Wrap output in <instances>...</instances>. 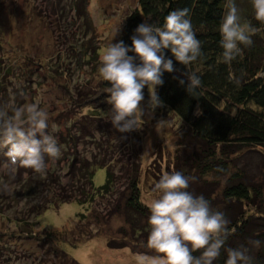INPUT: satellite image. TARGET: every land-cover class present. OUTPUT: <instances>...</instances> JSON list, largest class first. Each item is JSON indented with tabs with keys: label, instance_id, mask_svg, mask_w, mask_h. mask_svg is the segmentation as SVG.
<instances>
[{
	"label": "trees",
	"instance_id": "16d2710c",
	"mask_svg": "<svg viewBox=\"0 0 264 264\" xmlns=\"http://www.w3.org/2000/svg\"><path fill=\"white\" fill-rule=\"evenodd\" d=\"M81 2L84 5L81 6ZM89 2L78 0L77 5L74 3L79 16H86ZM225 3L226 0H138L117 42L122 40L125 45L131 46L130 37L139 24L148 22L162 25L170 11L188 10L187 18L201 42L202 50V55L188 68L200 76L201 85L196 90V96L190 95L186 91L187 77L182 75L188 68L176 61L169 49H164L165 58L173 60L176 70L163 73L164 83L156 88L162 106L156 109L169 110L185 123V127L180 130L179 147L188 145L185 138L193 139L197 145L193 156L177 155L178 163L181 155L185 157L186 167H179L177 171L191 178L187 190L195 196H204L211 209L222 212L229 221L231 234L213 264H225L227 249L241 246L248 248L252 264H264V25L255 20L251 5L248 23L257 29L251 37L252 44L248 47L240 45L241 54L230 64L220 62L222 48L219 44V25L225 12ZM96 50L93 48L92 52L88 51L89 62L100 64ZM129 55L134 53L130 52ZM6 70L10 73L11 68ZM180 79L185 80L184 85L180 84ZM97 82L95 92L79 103V106L89 107L91 112L77 121L76 132L69 129L63 133L58 126V131L52 132L49 124V132L56 138L61 155L58 159L45 156V173L12 166L6 158L8 173L0 185H10L11 193L0 194V200L7 199L8 205L6 207L0 201L1 220L7 223V227L0 228V264H28L27 258L37 260L41 253L51 249L54 255L64 259L67 264H81L61 248L57 234L40 229L39 217L49 208L64 203L76 202L84 206L85 211H90L88 206L100 196L123 195V205L120 202L115 205L117 212L124 214L127 226L132 228L134 234L149 231L147 221L150 212L143 197V190L149 180L142 179L138 168L132 171L134 160L123 155L119 157V152L112 145L103 147L105 138L108 140L110 135L119 137L116 141L124 142L134 131L121 133L110 122L101 121L111 108L107 103L110 94L104 92L110 85L106 81ZM3 90V87L0 88V92ZM143 93L144 100L148 101L147 86ZM1 106L0 110H7L5 101H2ZM54 122L59 123L54 120L52 124ZM95 130L100 136L106 137L104 141H93L92 145L100 152L89 158L85 152H89L86 148L92 145H87L88 140L84 143L80 134L88 132L91 143L95 138ZM61 161L64 163L60 168ZM99 168L106 169V179L97 187L94 179ZM212 175L215 180L210 182ZM123 177L127 188L120 194L118 190L123 184ZM209 183L220 189L223 185L224 188L210 191V187H206ZM20 201L24 204L22 209L18 212L11 209L10 203ZM4 208L8 209V214L3 215ZM85 211L77 215L79 222L88 218ZM80 230L83 231L82 237L88 234L84 228ZM252 240L260 241L259 247L249 243ZM77 243L73 245L77 246ZM108 245L111 248L118 247L110 243ZM193 255L199 256L200 252H194Z\"/></svg>",
	"mask_w": 264,
	"mask_h": 264
},
{
	"label": "rangeland",
	"instance_id": "374dc122",
	"mask_svg": "<svg viewBox=\"0 0 264 264\" xmlns=\"http://www.w3.org/2000/svg\"><path fill=\"white\" fill-rule=\"evenodd\" d=\"M77 1L0 0V47L3 48L0 50V88L4 89L0 92V107L2 101L6 103V111L14 106L37 104L46 111L50 129L55 125L63 133L69 129L76 132L77 121L91 112L89 107L79 106L81 100L95 92L99 80V64L89 62L88 53L97 48L100 59L106 47L111 42H117L129 13L138 5V0H90L86 16H79L74 9ZM250 3L251 0H235L242 23L249 21L247 15L251 9ZM9 68L10 73H7L6 69ZM147 102H141L145 112L142 127L133 130V135L124 142L116 141L119 137L114 135H110L107 140L106 136H100L95 130V138L90 143L89 133L79 132L83 142L88 140L87 145L104 141L105 138L103 147L112 145L119 152V157L123 155L135 161L131 165L132 171L138 168L142 179L149 180L143 190L146 203L153 198L152 189L162 173L186 167L182 155L193 156L197 148L193 139L186 138L184 141L188 145L179 147L180 130L185 127L183 120L169 110L155 109L149 112ZM56 116L57 119H54ZM54 120L59 123L52 124ZM158 120L165 123L160 133L155 127ZM101 121L111 123L105 117ZM86 149H89V152H85L89 158L100 152L93 145ZM3 152L5 149H0V181H5L2 178L8 173L5 164L7 157L2 156ZM179 154L182 155L178 163ZM63 163L60 162V168ZM105 179L106 169L99 168L94 179L95 186H101ZM209 179L211 182L215 176ZM124 180L123 177V184H120L118 190L120 194L127 188ZM7 186L8 191L0 189V194L11 193L10 185ZM207 186L210 191L218 188L213 183ZM223 188L221 185V189H218L221 191ZM124 199L123 195L119 197L116 194L100 196L88 206L90 211H85V207L76 202L51 207L39 217L40 229L57 234L61 248L81 264H135L138 256L157 255L145 247L148 230L134 234L132 228L127 226L124 214L117 212L115 204L120 202L123 205ZM1 202L8 207L7 199ZM10 206L18 212L24 204L20 201L10 203ZM83 211L87 212L88 218L79 222L77 215ZM2 212L3 215L8 214V209L4 208ZM11 216L15 219L14 215ZM5 227L7 223L0 216V228ZM83 228L84 232H88L84 237L80 230ZM12 229L18 230L14 227ZM77 241V246L73 245ZM108 243L118 247L111 248ZM52 251L41 253L37 260L27 258V263L61 264L64 261L67 264Z\"/></svg>",
	"mask_w": 264,
	"mask_h": 264
},
{
	"label": "clouds",
	"instance_id": "9594fccd",
	"mask_svg": "<svg viewBox=\"0 0 264 264\" xmlns=\"http://www.w3.org/2000/svg\"><path fill=\"white\" fill-rule=\"evenodd\" d=\"M255 20L264 25V0H251ZM221 18L219 41L222 53L220 62L230 64L242 49L252 44L251 37L257 29L250 23H242L235 0H226ZM187 9L170 11L163 24L144 22L130 37L131 46L124 42H111L100 56L97 78L109 83L104 92L109 93L110 110L105 119L121 133L142 127L145 112L141 108L143 89L148 88L147 109L154 112L162 106L156 88L164 83L162 76L174 72L173 60L165 58L169 49L175 60L185 65L202 55L201 42L193 30ZM134 55H129V53ZM137 60L139 61L137 63ZM187 77L186 91L196 96L201 85L200 76L194 71ZM184 85L185 80L180 79ZM199 114V109H197ZM48 115L37 104L14 106L9 111L0 110V149L12 166L30 168L36 173L46 172L45 156L58 159L61 155L56 138L49 132ZM158 133L165 127L163 120L156 125ZM58 129L52 126V132ZM189 177L179 171H164L155 183L153 198L147 203L148 237L145 247L157 255L138 256L135 264H213L220 256L225 240L231 234L229 221L224 214L213 211L204 196H195L189 188ZM0 189L8 191L7 184ZM259 247L260 241H249ZM200 252L199 256L193 255ZM246 247L228 248L225 264H252Z\"/></svg>",
	"mask_w": 264,
	"mask_h": 264
}]
</instances>
